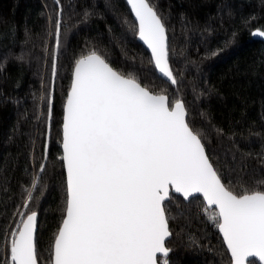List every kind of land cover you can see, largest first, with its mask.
Instances as JSON below:
<instances>
[{
	"label": "trees",
	"instance_id": "16d2710c",
	"mask_svg": "<svg viewBox=\"0 0 264 264\" xmlns=\"http://www.w3.org/2000/svg\"><path fill=\"white\" fill-rule=\"evenodd\" d=\"M150 3L167 29L169 60L179 81L175 88L157 76L150 56L136 41L124 0H60L59 5L55 0H0V264L6 233L19 220L16 210L34 176H42L30 205L38 213L39 264L50 259L66 200L59 159L63 103L74 60L88 49L100 51L125 73L135 72L150 91L166 89L170 99H183L187 118L202 133L206 152L226 186L240 192L242 184L264 180V44L250 36L264 29V0ZM58 13L61 46L53 80ZM41 163L46 165L42 174ZM168 216L170 264H230L199 197L185 203L173 196Z\"/></svg>",
	"mask_w": 264,
	"mask_h": 264
},
{
	"label": "snow or ice",
	"instance_id": "6c2138e0",
	"mask_svg": "<svg viewBox=\"0 0 264 264\" xmlns=\"http://www.w3.org/2000/svg\"><path fill=\"white\" fill-rule=\"evenodd\" d=\"M127 5L136 35L151 53L149 62L162 82L178 86L161 16L150 0H127ZM252 35L264 37V29ZM55 37L53 80L61 46L59 13ZM52 111L50 93L49 120ZM187 117L183 99H170L166 89L150 91L135 72L113 67L100 51L88 49L74 60L59 157L66 200L47 264H159L158 254L170 264L166 241L172 236L173 193L185 201L203 198L204 214L223 237L230 264H264V180L242 184L240 192L226 186L202 133ZM47 154L45 145V160ZM45 168L41 163L39 172ZM41 180L34 176L24 189L26 197L15 213L19 220L6 233L2 264H39L38 213L30 205Z\"/></svg>",
	"mask_w": 264,
	"mask_h": 264
},
{
	"label": "water",
	"instance_id": "95a60500",
	"mask_svg": "<svg viewBox=\"0 0 264 264\" xmlns=\"http://www.w3.org/2000/svg\"><path fill=\"white\" fill-rule=\"evenodd\" d=\"M125 1V4H126V6L128 7V9H129V11H130V14H131V16H132V18H133V21H134V23H135V17L132 15V13H131V9H130V7L127 5V0H124ZM253 31H256V30H253ZM253 31L251 32V39L252 40H254V41H258V42H261V43H263L264 44V37H253V35H252V33H253ZM136 41L146 50V52L148 53V55L151 57V53H150V51L147 49V47L143 44V42L142 41H140L139 39H138V37H136ZM154 67V66H153ZM155 69V68H154ZM156 72V71H155ZM157 74V76L159 77V74L158 73H156ZM160 78V77H159ZM161 79V78H160ZM162 80V79H161ZM170 85V84H169ZM171 86V85H170ZM172 87V86H171ZM173 88H175V87H173ZM63 122V121H62ZM61 143H62V125H61ZM61 153H62V147H61ZM65 174V173H64ZM65 180H66V175H65ZM173 196H176V197H179V198H181V199H183V197L182 196H180L179 194H176V193H173L172 194ZM194 198H196V197H194ZM202 201H203V198L202 197H199ZM193 199V198H192ZM183 201L185 202V203H187V202H189V201H185L184 199H183ZM37 221H38V215H37ZM37 230V229H36ZM218 230V229H217ZM218 233H219V231H218ZM219 235H220V233H219ZM171 238V237H170ZM170 238L166 241V243L170 240ZM220 238H221V240H222V242H223V237L220 235ZM224 244V243H223ZM224 247H225V249H226V251H227V248H226V245H224ZM228 253V252H227ZM169 254H170V252H169ZM229 255V254H228ZM169 257V256H168ZM229 258H230V255H229ZM158 259H162L160 256H159V254H158ZM258 264H259V261L257 260L256 261Z\"/></svg>",
	"mask_w": 264,
	"mask_h": 264
},
{
	"label": "rangeland",
	"instance_id": "374dc122",
	"mask_svg": "<svg viewBox=\"0 0 264 264\" xmlns=\"http://www.w3.org/2000/svg\"><path fill=\"white\" fill-rule=\"evenodd\" d=\"M162 264H163V261H162Z\"/></svg>",
	"mask_w": 264,
	"mask_h": 264
},
{
	"label": "bare ground",
	"instance_id": "6f19581e",
	"mask_svg": "<svg viewBox=\"0 0 264 264\" xmlns=\"http://www.w3.org/2000/svg\"><path fill=\"white\" fill-rule=\"evenodd\" d=\"M146 51V50H145Z\"/></svg>",
	"mask_w": 264,
	"mask_h": 264
}]
</instances>
